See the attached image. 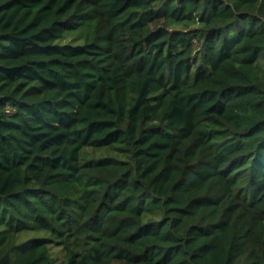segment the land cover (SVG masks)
Listing matches in <instances>:
<instances>
[{
  "label": "trees",
  "instance_id": "trees-1",
  "mask_svg": "<svg viewBox=\"0 0 264 264\" xmlns=\"http://www.w3.org/2000/svg\"><path fill=\"white\" fill-rule=\"evenodd\" d=\"M0 264H264V0H0Z\"/></svg>",
  "mask_w": 264,
  "mask_h": 264
},
{
  "label": "rangeland",
  "instance_id": "rangeland-1",
  "mask_svg": "<svg viewBox=\"0 0 264 264\" xmlns=\"http://www.w3.org/2000/svg\"><path fill=\"white\" fill-rule=\"evenodd\" d=\"M108 153H112V151H109ZM31 235V234H30Z\"/></svg>",
  "mask_w": 264,
  "mask_h": 264
}]
</instances>
